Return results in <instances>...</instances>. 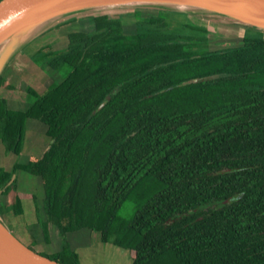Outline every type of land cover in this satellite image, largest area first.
<instances>
[{
  "label": "trees",
  "instance_id": "16d2710c",
  "mask_svg": "<svg viewBox=\"0 0 264 264\" xmlns=\"http://www.w3.org/2000/svg\"><path fill=\"white\" fill-rule=\"evenodd\" d=\"M127 13L132 34L109 13L58 25L75 28L66 46L33 61L58 77L42 92L25 86L24 111L0 98V150L13 157L0 166V199L11 198L0 218L31 199L45 216L32 236L48 245L87 230L129 249L131 264H264V34L215 50L186 15ZM26 120L43 124L46 147L22 163ZM33 177L40 200L18 190ZM145 177L164 189L120 221ZM45 257L80 264L68 244Z\"/></svg>",
  "mask_w": 264,
  "mask_h": 264
},
{
  "label": "rangeland",
  "instance_id": "374dc122",
  "mask_svg": "<svg viewBox=\"0 0 264 264\" xmlns=\"http://www.w3.org/2000/svg\"><path fill=\"white\" fill-rule=\"evenodd\" d=\"M129 10L132 9H117L110 12L116 18L123 20L124 33L132 34L135 33V17L130 13ZM155 11L142 10V16L148 17L150 13ZM175 20V17H172ZM188 22L190 20H187ZM195 23L205 24L210 31L213 49L220 50L226 48H235L241 46L242 44V34L243 29L233 26L221 25L216 23H207L200 19L193 20ZM51 29L45 34L39 36L34 41H32L23 52L19 53L10 62L6 70L4 71V76L7 77V82L11 83L14 88H9L6 83L1 84L0 82V97L6 99L9 107L14 110L26 109L29 104V96L25 93V86H32L38 92H42L51 82L52 77H55L57 73L55 71H50V77L45 76L42 70L38 69L32 64L30 56L35 53L41 46L46 44H51L53 49H62L67 44V33L75 28L67 27L66 29L55 30ZM7 70H10L7 71ZM31 75L33 80H31ZM24 111V110H21ZM25 137L23 142V152L26 155H40L46 147V139L44 136V126L37 120H26L25 122ZM3 151L0 150V166L10 167L13 157L6 156ZM21 154L19 162H26L28 158H25ZM33 182H40L38 178H31ZM36 180V181H35ZM37 183H33L30 186L21 184L18 190L20 193L35 195L40 197L42 195V189L40 186H36ZM164 187L161 183L156 181L153 177H145L134 187L132 192L129 194L127 200L120 207L117 212V217L122 222H128L134 216L137 209L148 199L150 196L163 190ZM30 194H29V193ZM40 200V198H38ZM29 200V199H28ZM31 200V199H30ZM11 201L10 195L4 196L2 199V204L7 206ZM41 202V201H40ZM0 204V207L3 206ZM27 205L24 207V211L27 209ZM29 210V208H28ZM15 215V217L13 216ZM9 216V217H8ZM41 214L39 217V224H42ZM24 218V219H23ZM33 218L30 214L28 217L22 213L17 216L16 212L13 211L7 213L4 217L1 216V220L8 228V230L17 237L25 246L38 252L43 256L54 257L59 250H61L65 244H68L70 250L72 249L78 255L80 264H131V251L129 249H123L115 246L110 240L107 243L101 241L100 233L91 232L87 230L67 234L66 237L62 238L60 236L55 237V243L49 248L48 244L43 246L38 240H35L32 236L33 226L31 230L27 227V224L33 223ZM25 220V221H24ZM42 222H41V221ZM21 224L22 229L24 228V233L21 234L19 231V226ZM33 225V224H32ZM37 234V232H34Z\"/></svg>",
  "mask_w": 264,
  "mask_h": 264
},
{
  "label": "water",
  "instance_id": "95a60500",
  "mask_svg": "<svg viewBox=\"0 0 264 264\" xmlns=\"http://www.w3.org/2000/svg\"><path fill=\"white\" fill-rule=\"evenodd\" d=\"M123 8L181 14L194 25L206 27L193 21L200 19L264 34V0H1L0 78L15 56L61 23ZM0 264L61 263L25 246L0 218Z\"/></svg>",
  "mask_w": 264,
  "mask_h": 264
},
{
  "label": "crops",
  "instance_id": "0c3cea01",
  "mask_svg": "<svg viewBox=\"0 0 264 264\" xmlns=\"http://www.w3.org/2000/svg\"><path fill=\"white\" fill-rule=\"evenodd\" d=\"M10 72V71H9ZM8 77V76H7ZM6 77V79H8ZM7 84H11V83H9V82H7ZM14 110V109H13ZM21 110H25V109H21ZM35 183V182H34ZM2 199H3V197H1V201H0V204H2ZM21 204H22V212L21 213H23L24 215H25V217L27 216L28 217V215L30 214V216H31V218H33L34 217V221H33V223L31 222V223H29V224H27V226L29 227V229L31 230V226H33V231H32V233H34V232H38V234L37 235H39V234H41V229H42V227H41V225L39 224V222H38V220L36 219V207H35V204H34V202L32 201V200H28V199H23L22 201H21ZM3 205V204H2ZM27 205V207L29 208V210H28V208L24 211V207ZM41 211V212H40ZM39 212H40V214H41V220L42 221H44L45 220V216H44V212L42 211V208H41V206H40V208H39ZM22 215V214H21ZM14 217H15V215H13ZM9 217V216H8ZM24 219V218H23ZM40 220V221H41ZM25 221V220H24ZM41 221V222H42ZM33 224V225H32ZM23 229H22V227H21V224H20V226H19V231H21L20 233L21 234H23L24 233V231H22ZM50 238H51V242H50V245H48L49 246V248H51V246H52V244L53 243H55V236L53 235V234H50ZM39 243L42 245L43 244V246H45V243H42V242H40L39 241ZM47 245V244H46ZM115 264V263H114Z\"/></svg>",
  "mask_w": 264,
  "mask_h": 264
},
{
  "label": "flooded vegetation",
  "instance_id": "af4514ba",
  "mask_svg": "<svg viewBox=\"0 0 264 264\" xmlns=\"http://www.w3.org/2000/svg\"><path fill=\"white\" fill-rule=\"evenodd\" d=\"M43 46H44V47H46V46H50V47L53 49V47H52V45H51L50 43H49V44H46V45H43ZM43 46H41L39 49H41ZM63 48H64V47H63ZM63 48H62V49H63ZM39 49H38V50H39ZM62 49H61V50H62ZM53 50H57V49H53ZM36 52H37V51H36ZM36 52L33 53V54L30 56L31 61H32V64H33L35 67H37L38 69L42 70L46 77L51 78V77H50V74H51V73L49 72V70H50V71H53V70H51V69L49 68V66L47 65L46 62H43L41 65H36V64H34L33 61H34V59H35L34 56L36 55ZM33 57H34V58H33ZM7 71H10V70H7ZM3 74H4V73H3ZM31 76H32V77H31V80H33V76H34V75H31ZM3 83H6V84H7L6 77H4V79H3ZM3 83H2V84H3ZM7 85H12V84H7ZM29 86H30V85H29ZM31 87H32V86H31ZM0 98H1V97H0ZM3 99H4V98H3ZM5 100H6V99H5ZM7 104H8V103H7ZM28 105H29V104H28ZM8 107H9V105H8ZM9 108H10V107H9ZM10 109H11V108H10ZM12 110H13V109H12ZM15 111H21V110H15ZM22 150H23V149H22ZM23 151H24V150H23ZM23 151H22V155H23V154L26 155V153H24ZM43 151H44V150H43ZM41 154H42V153H41ZM41 154H40V155H41ZM5 155H6V154H5ZM30 155H31V154H30ZM30 155H29V156H30ZM6 156H7V155H6ZM9 156H10V155H9ZM26 156H28V155H26ZM33 156H36V155H33ZM38 156H39V155H38ZM10 166H11V164H10ZM7 168H8V167H7ZM38 200H39V199H38ZM39 203H40V202H39ZM39 206H40V204H39ZM40 212H41V211H40Z\"/></svg>",
  "mask_w": 264,
  "mask_h": 264
}]
</instances>
